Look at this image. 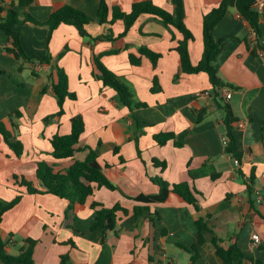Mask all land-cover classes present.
I'll list each match as a JSON object with an SVG mask.
<instances>
[{"label": "crops", "instance_id": "crops-1", "mask_svg": "<svg viewBox=\"0 0 264 264\" xmlns=\"http://www.w3.org/2000/svg\"><path fill=\"white\" fill-rule=\"evenodd\" d=\"M106 1L111 10L130 12L143 0ZM222 1L183 0L184 22L194 36L189 44L193 65L204 52L203 18ZM152 2L175 12L172 0ZM0 3L7 8L10 0ZM67 5L92 18L87 26L90 36L82 37L75 27L62 24L47 43L48 27L27 23L15 28L26 54L32 58L49 55L51 63H41L38 68V60L27 62L0 53V121L24 145V153L17 157L0 136V202L22 197L0 223L5 251L17 256L31 239L36 241V264H60L62 255L69 256L70 264H190L186 249L198 243L196 222L208 218L213 233L204 234L206 242L198 246L201 257L197 264H225L211 243L213 237L220 239L222 247L236 245L264 264V53L253 54L258 37L250 24L236 7H230L213 31L215 40L223 41L216 63L218 75L234 87L226 88L221 96L236 117L234 135L242 154L238 168L222 143L226 114L213 95L208 75L181 71L176 50L183 40L179 31L146 14L120 37L125 31L122 20L97 21L98 0H35L20 15L27 13L45 22L52 10ZM2 16L6 17V11ZM260 17L264 41V6ZM1 40L0 48L11 46L3 32ZM141 47L162 55L156 66L140 54ZM131 55L140 59L139 65L132 64ZM96 56L125 83L130 106L94 77ZM56 67L67 74L76 99L65 101L61 118L46 122L59 111L53 92ZM155 78L160 89L153 91ZM227 89L230 99H226ZM16 111L21 117L10 120ZM77 115L85 123L80 151L73 158L57 160L52 155V139L69 135ZM162 133L175 138L161 145L155 137ZM89 150L98 153L104 175L117 190L92 184L94 193L81 207H72L53 194H30L16 182L15 177L24 178L42 189L36 174L39 162L64 172L75 161H84ZM251 176L255 180L250 193ZM157 177L170 184H192L200 193L199 210L172 195L169 202L149 205L150 214L136 217L135 208L147 205L134 199L158 195L160 187L152 180ZM95 203L105 208L119 204L127 210L126 214L118 212L114 231L103 235L94 229ZM253 234L261 237L259 246H254Z\"/></svg>", "mask_w": 264, "mask_h": 264}, {"label": "trees", "instance_id": "trees-1", "mask_svg": "<svg viewBox=\"0 0 264 264\" xmlns=\"http://www.w3.org/2000/svg\"><path fill=\"white\" fill-rule=\"evenodd\" d=\"M35 0H10V4L7 8H4L0 3V32L6 34L11 41L10 47L0 48V53L12 54L16 59H23L27 62L38 60L39 63H51V57L47 55L44 58L29 57L21 43L20 34L15 29L16 26L31 23L34 25H45L48 27L47 43H49L53 32L62 24L71 25L77 29L82 37L90 36L87 31V26L93 21L92 18L84 11L79 10L70 5L64 6L58 10H52L47 21L40 22L30 14L20 15V11L28 8L34 3ZM255 0H223L219 6L212 9L203 18V39H204V52L200 62L197 65H193L191 62L189 44L194 40L193 34L188 30L184 22V4L183 0H172L175 5V12L172 14L156 5L152 0H143L135 3L132 6L130 12H123L120 9H110L106 0H98V15L97 21L100 24L114 23L118 20H122L125 23V31L120 37L125 36L133 24L142 15H151L156 19H159L166 28L173 27L183 35V40L179 42L177 52L180 55L181 71L185 74H199L206 73L209 77V81L212 85L213 95L217 102L222 106L225 111V127L226 136L229 139V146L226 151L232 154L239 160L242 159V154L238 148V141L234 135L233 123L236 121V117L233 114L231 106L222 98L221 93L226 88H234L229 83L223 82L219 75L216 66L217 58L223 49V41H216L213 35V31L216 26L225 18L230 7H236L240 16H242L252 27L258 37V44L256 49H253V54H257L258 50L264 51L263 33L261 30V17L253 10V4ZM6 11V17H3V12ZM110 14L112 19L109 20ZM140 54L148 57L154 66L157 65L158 60L162 57L161 54L152 52L146 47L139 48ZM132 64L139 65L140 59H137L133 55L130 56ZM94 64L96 72L94 77L103 82L105 87L114 89L119 101L127 106H130L131 95L122 79L111 72L101 62V56L94 58ZM57 82L53 85V92L57 98L59 111L50 117L45 119L46 122L51 121L54 118H61L64 115V104L67 99L75 100L76 95L69 90L68 76L65 71L59 67H56ZM3 72L0 71V75ZM158 86L157 78L154 80L153 91ZM45 92V89H43ZM21 117V113L16 111L12 113L9 118L13 119ZM12 128L16 129L17 125L11 122ZM85 131V123L81 115H77L72 119V131L69 135L61 136L56 135L52 139L53 152L52 155L57 160H64L73 158L77 152L80 151L81 136ZM0 136L2 141L7 147L17 156L20 157L24 153L23 143L17 139L5 122L0 121ZM175 135L171 133H162L155 137L156 141L164 145L169 140L174 139ZM1 141V140H0ZM99 155L93 150H89L88 156L84 161H75L64 172L55 171L54 166L46 163L39 162L37 165V178L41 184L39 189L32 182L26 179L19 180L15 177L16 182L25 187L30 194L34 193H49L57 197L66 199L73 206H83L89 196L94 193L95 184L97 188H107L108 190H117V187L110 182L103 173L102 166L99 163ZM155 164L165 167V163H159L154 161ZM154 183L160 187V192L155 196H139L134 200L146 204L145 207H136V217L145 216L150 214L149 205L157 203L169 202L172 195L176 196L180 202L193 205L196 210H199L197 189L190 183L170 184L162 178H153ZM254 176H251V183L248 185V190L251 193L254 185ZM21 196H17L14 200L3 204L0 202V223L2 221L5 212L13 208L21 200ZM93 208L96 209V220L94 229H100L105 235L109 231H114L117 226V214L118 212L127 213V210L121 207V205H115L112 208L102 207L100 204H93ZM199 238L197 245H194L190 249H186L190 254V264H197L199 260L200 252L198 246L203 245L206 240L204 238L205 233H213L211 230L208 218L199 219L196 222ZM212 245L215 247L216 253L225 264L242 263L245 260H251L254 264H260L261 261L253 259V257L240 249V247L233 245L229 248L221 246L220 239L213 237L211 240ZM36 241L28 239L26 246L22 249L21 253L17 256L9 255L5 251V243L0 239V264H36L33 259L34 247ZM60 264H70L69 256L62 255Z\"/></svg>", "mask_w": 264, "mask_h": 264}, {"label": "built area", "instance_id": "built-area-1", "mask_svg": "<svg viewBox=\"0 0 264 264\" xmlns=\"http://www.w3.org/2000/svg\"><path fill=\"white\" fill-rule=\"evenodd\" d=\"M263 6H264V0H255V2L253 4V10L261 16L263 13ZM253 34L255 37H257L255 31H253ZM263 44H264V41H263ZM260 52L264 53L263 50H260ZM37 67L42 68V64L38 62ZM230 98H231V92L228 91V89H227L226 99H230ZM222 143H223L224 147L227 149V147L229 146V139L227 136H224L222 138ZM230 155L233 157V161H234L235 166L239 168L242 164V159L239 160L238 158H235L232 154H230ZM252 240H253L254 246H259L261 243V237L258 234H253Z\"/></svg>", "mask_w": 264, "mask_h": 264}, {"label": "rangeland", "instance_id": "rangeland-1", "mask_svg": "<svg viewBox=\"0 0 264 264\" xmlns=\"http://www.w3.org/2000/svg\"><path fill=\"white\" fill-rule=\"evenodd\" d=\"M0 42H1V44H3V43H4L2 40H1ZM2 42H3V43H2Z\"/></svg>", "mask_w": 264, "mask_h": 264}]
</instances>
